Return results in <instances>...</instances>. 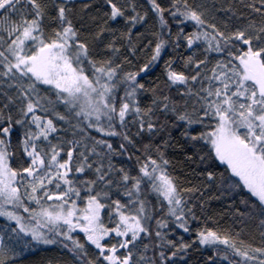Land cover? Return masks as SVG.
Listing matches in <instances>:
<instances>
[{
  "label": "snow or ice",
  "instance_id": "obj_1",
  "mask_svg": "<svg viewBox=\"0 0 264 264\" xmlns=\"http://www.w3.org/2000/svg\"><path fill=\"white\" fill-rule=\"evenodd\" d=\"M147 2L161 32L168 34V40L160 36L150 63L158 61L173 39L169 20L178 26L193 22L198 29L189 34L179 27L176 47L181 40L189 49L201 42L205 45L203 59L187 58V75L174 70L171 61L166 63L167 80L171 85L186 86L184 95L194 102L186 101L179 109L165 102L163 109L183 122L188 139L210 145L214 158L227 166L231 177L238 178L232 187L246 189L254 198L251 207L264 216V0H259V6L257 0H248L246 5L262 18L260 24L249 21L246 27L232 32L208 24L199 6L190 0H169L168 5L161 0ZM106 3L113 21L125 18L134 27L147 18V12L137 11V0ZM68 4L69 0H51V4L49 0H0V95L9 101L4 109L19 101L20 116L14 120L10 113L5 116L0 110V217L16 225L9 226L14 235H0V264H16L18 254L11 242L19 241L21 234L30 238L25 242L27 247L31 242H64L63 247L79 264H156L153 257L137 258L135 254L144 238L152 235L146 192L150 189L161 198V209L166 208V215L187 232L192 210L183 191L188 190L177 187L162 154L158 159L150 155L143 161L137 158V176L111 163L112 156L127 149L124 143L114 147L104 137L119 136L132 144L129 133L117 129L137 123V119H128L132 116L138 118L140 131L146 126L152 132L155 125L148 122L152 109L139 105L137 95L144 85L138 83V73H122L111 59L94 58L79 38ZM129 10L133 14L125 17ZM45 20H52L56 27L46 31ZM112 51L116 49L112 47ZM212 53L223 59H217L209 69L208 56ZM147 70V65L141 69ZM121 81L126 87L123 96H118ZM5 88L12 90L14 97L3 91ZM164 101H168L167 96ZM61 106L64 114L57 111ZM53 116L62 122L71 117L67 123L72 125L74 136L84 139L62 141L54 136L58 142L53 143L49 137L58 131ZM5 121L7 126H2ZM13 124L35 129L26 131L21 143L27 166H12ZM197 126L211 130L193 134ZM86 171L94 172L95 178H72ZM114 173L119 179L113 178ZM208 179H214L213 173H208ZM113 189L128 200L113 199ZM155 224V236L163 241L165 233L160 229H167L168 221L156 220ZM77 233L84 234L83 241ZM198 237L202 245L224 246L217 252L228 264H264V246H245L210 229L200 231ZM168 244L175 247L171 241ZM90 247L96 250L95 260L90 258ZM143 247L147 251L148 245ZM186 247L182 244L181 250ZM159 260L161 264L167 260L163 250Z\"/></svg>",
  "mask_w": 264,
  "mask_h": 264
}]
</instances>
